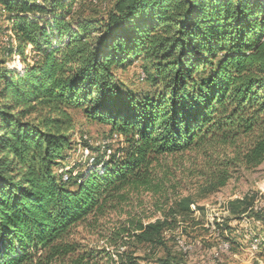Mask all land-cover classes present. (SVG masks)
Returning a JSON list of instances; mask_svg holds the SVG:
<instances>
[{"label": "trees", "instance_id": "16d2710c", "mask_svg": "<svg viewBox=\"0 0 264 264\" xmlns=\"http://www.w3.org/2000/svg\"><path fill=\"white\" fill-rule=\"evenodd\" d=\"M78 1L0 0V264H134L130 244H164L234 167L264 159V0ZM137 57L146 88L116 72ZM71 108L121 136L108 154L84 142L97 154L74 173L61 168ZM209 145L195 194L155 199L153 220L101 224L133 191L156 192L158 157ZM254 198L226 201L225 217L264 215Z\"/></svg>", "mask_w": 264, "mask_h": 264}, {"label": "rangeland", "instance_id": "374dc122", "mask_svg": "<svg viewBox=\"0 0 264 264\" xmlns=\"http://www.w3.org/2000/svg\"><path fill=\"white\" fill-rule=\"evenodd\" d=\"M92 1L78 2L103 12L112 0H99L97 3ZM141 66L142 60L137 57L130 63L116 68V72L130 87L146 88L145 79L139 77ZM70 110L75 120L76 144L69 151L65 165L61 168L66 169L75 164L77 166L73 170L74 173L97 154L95 147L99 146L100 152L108 145V154L121 145V136L115 129L111 130L108 123L87 118L79 108ZM84 142L94 148L86 146ZM206 147L208 151L188 148L181 153L158 157L152 175L153 185H157L156 192L151 189L133 191L129 194L128 201L111 211L102 219L101 224H105V227L113 226L116 218L125 217L128 210H131L133 216L144 215L143 219L153 220L160 215V212L155 210V199L164 194L171 198L189 192L195 194L194 182L200 175L199 170L211 163V156L214 157V153L209 152L212 147ZM240 196H245L247 205L255 197L249 209H257L264 204V159L257 165L245 166L240 163L234 167L231 177L224 185L198 198L197 204L203 206L202 210L192 204L194 211L185 220L177 224L174 230L166 229L163 232L164 244L156 247L143 243L130 244L127 249L132 251L136 258L134 264H155L158 258L164 256L179 260L177 264H264V215L251 211L244 213L241 219L225 217L229 215L226 201ZM222 222L224 225H221ZM106 235L108 234L101 239L97 234H87L84 240L91 244L104 245ZM179 239L192 245L190 252L181 248ZM221 240L228 241L229 244L220 246V252L215 257L213 253Z\"/></svg>", "mask_w": 264, "mask_h": 264}, {"label": "built area", "instance_id": "2783aa9c", "mask_svg": "<svg viewBox=\"0 0 264 264\" xmlns=\"http://www.w3.org/2000/svg\"><path fill=\"white\" fill-rule=\"evenodd\" d=\"M177 235L179 236L180 233L177 234ZM223 244H229V242H228V241H225V240H221V241L218 243V248H217V250L213 253V255H214L215 257L218 256V254H219V252H220V246H222ZM191 247H192V245H189V246H186L185 248H189V252H190ZM253 247H255V246H253ZM198 263H199V262H198Z\"/></svg>", "mask_w": 264, "mask_h": 264}, {"label": "bare ground", "instance_id": "6f19581e", "mask_svg": "<svg viewBox=\"0 0 264 264\" xmlns=\"http://www.w3.org/2000/svg\"><path fill=\"white\" fill-rule=\"evenodd\" d=\"M64 178H66V174H64ZM178 242L183 250H189V248H185L186 246L190 245L189 243H186L182 239H179Z\"/></svg>", "mask_w": 264, "mask_h": 264}]
</instances>
